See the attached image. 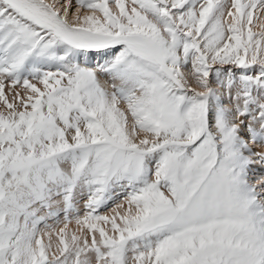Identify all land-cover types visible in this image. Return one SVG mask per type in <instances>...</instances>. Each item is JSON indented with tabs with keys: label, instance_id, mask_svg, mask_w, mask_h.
<instances>
[{
	"label": "snow or ice",
	"instance_id": "snow-or-ice-1",
	"mask_svg": "<svg viewBox=\"0 0 264 264\" xmlns=\"http://www.w3.org/2000/svg\"><path fill=\"white\" fill-rule=\"evenodd\" d=\"M0 264H264V0H0Z\"/></svg>",
	"mask_w": 264,
	"mask_h": 264
}]
</instances>
